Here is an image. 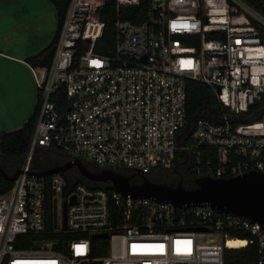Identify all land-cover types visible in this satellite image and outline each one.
Listing matches in <instances>:
<instances>
[{
    "label": "built area",
    "instance_id": "built-area-1",
    "mask_svg": "<svg viewBox=\"0 0 264 264\" xmlns=\"http://www.w3.org/2000/svg\"><path fill=\"white\" fill-rule=\"evenodd\" d=\"M143 2L140 22L122 17ZM30 69L38 108L21 172L0 194V264H225L240 249L229 239L256 245L264 264V226L248 217L125 197L68 171L37 176L51 166L33 164L43 148L146 177L188 161L199 176L264 173L263 12L244 0H69L50 65ZM189 80L221 111L189 117ZM203 147L214 152L205 168Z\"/></svg>",
    "mask_w": 264,
    "mask_h": 264
},
{
    "label": "water",
    "instance_id": "water-1",
    "mask_svg": "<svg viewBox=\"0 0 264 264\" xmlns=\"http://www.w3.org/2000/svg\"><path fill=\"white\" fill-rule=\"evenodd\" d=\"M204 145V144H203ZM76 167L84 178L97 183H109L125 197H148L155 200L169 201L178 208L210 205L215 210L231 212L257 221L264 226V173L258 170L249 171L232 177L217 178L204 176L196 179V186L190 189L179 183L174 186L167 183H156L142 175L140 184H132V176L123 175L113 169H101L93 172L80 160L68 161L62 165L51 166L35 173L37 176H47L53 173H66ZM16 170L10 174L0 165V175L13 181L20 174ZM147 172V171H146ZM100 237L106 235H97Z\"/></svg>",
    "mask_w": 264,
    "mask_h": 264
},
{
    "label": "crops",
    "instance_id": "crops-1",
    "mask_svg": "<svg viewBox=\"0 0 264 264\" xmlns=\"http://www.w3.org/2000/svg\"><path fill=\"white\" fill-rule=\"evenodd\" d=\"M50 2L13 5L10 0H0V130L19 113L23 116L36 107L38 93L35 102L30 59L42 56L60 31L56 8Z\"/></svg>",
    "mask_w": 264,
    "mask_h": 264
},
{
    "label": "trees",
    "instance_id": "trees-1",
    "mask_svg": "<svg viewBox=\"0 0 264 264\" xmlns=\"http://www.w3.org/2000/svg\"><path fill=\"white\" fill-rule=\"evenodd\" d=\"M50 1L53 3V5L56 8L58 20H59L58 29L60 30L65 14H66V11H67L69 0H50ZM244 1L250 4L255 9L264 13V0H244ZM147 11H148V5L147 3L143 2L138 6H131L129 8L127 7L123 8L122 17L129 18L134 22H140L146 16ZM128 12H130L131 14L129 15ZM102 14H103L104 19L107 22L105 36L102 41V44L106 45V47H109L110 49V47L112 46L111 43H112V36H113V22L116 17V12L114 11V3L112 2L108 3L106 10H104ZM57 37L54 39L53 43L45 50L42 56L30 59V62L33 66L50 65L53 55H54ZM190 44H195V43H190ZM96 51L103 52L104 50L101 46H97ZM37 108H38V101L33 111V114L31 115L29 120L20 129L12 131V132H0V154L7 157L8 163L11 164V167L5 168L2 162H0V165L4 168L6 172L10 174H13L22 165V164L20 165L17 163L13 164V163L15 161L19 163L21 160L23 161L24 159V156L28 149L29 139L34 129ZM207 108H215L217 111L219 112L221 111V108L215 96L212 94L211 90L206 85L198 83L194 80H189L187 83L188 116L195 117L198 114H204L206 111L205 109ZM55 150L59 151L58 149H55ZM50 151H52L55 154L53 150H50ZM201 151H202V164H203V167L205 168L207 158H209L210 156H214V152L209 150L207 147L201 148ZM62 156H63V159L60 160L61 162L59 163L63 164V163H66L67 159L65 155H61V157ZM62 164H59V165H62ZM86 166L88 167V169H90L93 172H97L100 169L98 166L92 163H88ZM34 167L35 168H46V167H49V164H46V162H44L40 164L39 166L34 164ZM70 172H74L75 178L78 182H83L88 185L108 186L107 183H97V182L89 181L74 170H69L68 173ZM120 172L125 175L132 176L131 183L134 185L140 184L143 180L141 176H138L135 173L130 172L128 170L121 169ZM171 172L173 173L175 171L172 170ZM185 172L187 175L191 172L190 166L188 167V169L185 170ZM161 176L165 177V179L156 178L153 175L147 178L156 183H167V184L173 185L171 182L173 179L170 178V176L168 175L166 176L162 174ZM183 176H185V173H183ZM232 176L233 175L230 174L227 177H232ZM200 177H204V176L197 175V178H200ZM11 186H12V181L7 180L2 175H0V194L6 192L8 189H10ZM188 186L189 187L187 188L190 189V188L195 187L196 184H189ZM246 236L247 235H239V237L241 238H245ZM103 250L98 251L97 254L98 255L103 254ZM257 260H258V249L256 245H248L247 247L240 248V249H226L224 253L225 264H258Z\"/></svg>",
    "mask_w": 264,
    "mask_h": 264
},
{
    "label": "rangeland",
    "instance_id": "rangeland-1",
    "mask_svg": "<svg viewBox=\"0 0 264 264\" xmlns=\"http://www.w3.org/2000/svg\"><path fill=\"white\" fill-rule=\"evenodd\" d=\"M28 1H31V0H16V3H13V0H10V3L13 4V5H15V4L16 5H21V4L25 5L26 4L25 2H28ZM2 4H4V3L2 2ZM6 4H8V3L6 2ZM55 23H56V26H57V17H55ZM6 52H9V51L6 50ZM30 72H31V70H30ZM32 77H33V75H32ZM33 80H35V78ZM33 87L35 89V94H36L35 102H36L37 93L38 92H37V87H36L35 81H34ZM32 110H33L32 108L31 109L29 108L28 111L23 116H21L23 112L19 113L18 116L13 118V120L10 122V124H8L5 127H3V129H1L0 131L12 132V131L18 130L28 120L29 116L33 112ZM53 151L55 152L56 155L50 150H47V149L45 150L43 148L39 149L37 155L35 156L33 164L39 166L40 164L46 162V164H49V167L53 166L54 164L55 165L56 164H58V165L62 164V163H59V162H61L60 160L63 159V156L61 157V155H63V153L59 152V151H57L55 149H53ZM86 161L87 162H91L89 159H86ZM22 162H23L22 160L19 163L17 161H15L13 164L17 163V164L21 165ZM2 163H3V161H2ZM5 163L9 166V168L11 167V164L8 163L6 160L4 161V164ZM85 164L87 165L88 163H85ZM189 165H191L190 161H188V163H186V164H183V167L176 168L174 170L175 172H173V173L171 172L172 170L171 171L169 170V171H165V172H162V173L160 172V174L155 173V174H152V175L155 176L156 178H162V179H165V177L161 176V174L162 175H166V176L168 175V176H170V178L173 179L171 182H172V184L174 186H178L179 183H181L182 186H185L186 184H196L197 175L191 171V168H190L191 172L188 175L185 172V170L189 167ZM70 170H74V171L78 172V174H80L76 167H73ZM100 170L101 169H99L97 172H99ZM119 173H121V172H119ZM183 173H185V176H183ZM68 174H69V176L71 178L76 180L74 172H70ZM121 174H123V173H121ZM123 175H125V174H123Z\"/></svg>",
    "mask_w": 264,
    "mask_h": 264
},
{
    "label": "bare ground",
    "instance_id": "bare-ground-1",
    "mask_svg": "<svg viewBox=\"0 0 264 264\" xmlns=\"http://www.w3.org/2000/svg\"><path fill=\"white\" fill-rule=\"evenodd\" d=\"M246 244L245 241L241 239H229L228 246L231 248H241Z\"/></svg>",
    "mask_w": 264,
    "mask_h": 264
},
{
    "label": "flooded vegetation",
    "instance_id": "flooded-vegetation-1",
    "mask_svg": "<svg viewBox=\"0 0 264 264\" xmlns=\"http://www.w3.org/2000/svg\"><path fill=\"white\" fill-rule=\"evenodd\" d=\"M5 160L8 162L7 157H5V156H3V155L0 154V162L3 161L2 164L5 166V168H8L9 166H8L6 163L4 164V161H5ZM63 164H64V163H63ZM187 169H188V168H187ZM142 179H143V177H142ZM188 185H189V184H186L184 187L187 188V187H189ZM187 189H188V188H187Z\"/></svg>",
    "mask_w": 264,
    "mask_h": 264
}]
</instances>
